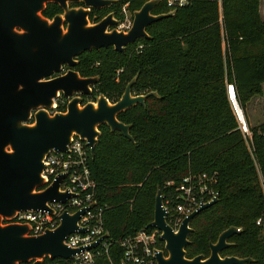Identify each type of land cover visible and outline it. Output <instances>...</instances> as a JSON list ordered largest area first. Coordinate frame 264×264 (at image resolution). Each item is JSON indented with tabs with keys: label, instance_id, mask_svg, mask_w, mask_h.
I'll list each match as a JSON object with an SVG mask.
<instances>
[{
	"label": "trees",
	"instance_id": "obj_1",
	"mask_svg": "<svg viewBox=\"0 0 264 264\" xmlns=\"http://www.w3.org/2000/svg\"><path fill=\"white\" fill-rule=\"evenodd\" d=\"M146 1L117 0L91 10L89 22L96 24L109 14L120 24L127 14L131 22ZM258 6L259 0H220L219 6L218 0H190L171 17L148 25L150 40H137L124 53L107 48L76 58L73 71L97 78L83 104L99 95L116 103L132 79V96L157 95L117 116L129 125L131 140L105 125L98 128L89 170L109 246L106 253L97 249L95 264H122V249L115 242L139 230L153 231L148 224L157 188L164 203L173 193L166 183L201 174L215 175L217 202L189 222L185 258H207L208 245L233 227L239 233L229 238L230 246L219 257L264 264V226L255 225L264 213V121L246 125L245 138L225 95V85L232 84L242 112L262 95L264 23ZM167 12L161 0L150 14ZM61 14L57 5L48 4L42 16L51 20ZM66 105L60 97L53 112H65ZM157 245L162 250V243ZM43 264L67 261L45 259Z\"/></svg>",
	"mask_w": 264,
	"mask_h": 264
},
{
	"label": "water",
	"instance_id": "obj_2",
	"mask_svg": "<svg viewBox=\"0 0 264 264\" xmlns=\"http://www.w3.org/2000/svg\"><path fill=\"white\" fill-rule=\"evenodd\" d=\"M160 1L143 3L132 13L128 30L123 31L118 29L120 22L113 14L96 24L89 22L91 10L108 8L114 0H0V264H43L45 259L69 261L81 251L95 247L92 244L71 249L65 245L69 235L85 233L86 229L78 226L85 210L62 213L54 230L37 236L30 235L28 225L12 220L17 213L28 211L53 215L47 203H65L71 196L59 190L63 176L44 188L42 175L49 153L66 152L71 140L77 137L93 157L100 136L98 128L102 125L131 140L129 125L119 122L117 116L133 106L143 107L144 100L156 98V93L132 96V79L116 103L99 95L94 102L83 104V97L92 94L97 78H82L72 68L76 58L85 52L113 48L124 53L135 41L150 40L145 28L174 13L151 15V9ZM48 4L57 5L62 14L51 20L44 18L42 13ZM77 4L82 6L69 8ZM63 67L68 70L63 72ZM60 97L67 100L66 110L53 112ZM162 200L157 188L152 221L148 224L158 233V241L163 245L154 254L155 264L251 262L249 258L219 257V252L230 246L226 240L239 233L233 227L221 232L208 245L207 258L201 255L185 258L184 249L191 232L189 222L200 211L214 205L217 196L190 213L175 231L166 223ZM108 238L107 233L102 237Z\"/></svg>",
	"mask_w": 264,
	"mask_h": 264
},
{
	"label": "built area",
	"instance_id": "obj_3",
	"mask_svg": "<svg viewBox=\"0 0 264 264\" xmlns=\"http://www.w3.org/2000/svg\"><path fill=\"white\" fill-rule=\"evenodd\" d=\"M189 3L190 0H164V6L168 12L181 9ZM219 3L220 0H218V6ZM130 23L128 15L125 14V20L118 28L128 30ZM225 95L239 131L242 135L248 136L245 120L236 102L232 84L225 85ZM55 110L56 103L52 111ZM89 156V148L77 137L71 140L66 152L49 153L44 161L45 168L42 175L45 180L44 188L52 185L59 176H63L59 190L71 196L66 199L65 203L55 201L47 203L53 215L47 212L28 211L17 213L12 220L13 223L28 225L30 235L37 236L46 230H54L60 223L62 213L74 214L85 210L78 221L79 228L86 229L85 233L75 232L69 235L65 239V245L71 249L85 248L92 244H95V247L76 254L67 261V264H95L97 249L102 247L106 253L109 246L108 239H102L105 234L102 223L103 209L99 208L94 200L95 183L90 176ZM215 185L214 174L188 175L175 185L170 182L166 183L164 186H172L173 192L163 203L166 223L169 227L175 231L190 213L214 199L217 195ZM92 204L95 206L88 209ZM255 225L264 226V213ZM157 242H159L158 233L153 229V231L139 230L115 244L122 249V264H155L154 254L161 251Z\"/></svg>",
	"mask_w": 264,
	"mask_h": 264
},
{
	"label": "rangeland",
	"instance_id": "obj_4",
	"mask_svg": "<svg viewBox=\"0 0 264 264\" xmlns=\"http://www.w3.org/2000/svg\"><path fill=\"white\" fill-rule=\"evenodd\" d=\"M258 12L262 22L264 23V0H259ZM262 91L263 92L260 97L254 98L246 105L244 109L245 112H242L240 109L245 120V124L251 127L259 125L264 121V86ZM245 138H249V133L248 136H245Z\"/></svg>",
	"mask_w": 264,
	"mask_h": 264
},
{
	"label": "flooded vegetation",
	"instance_id": "obj_5",
	"mask_svg": "<svg viewBox=\"0 0 264 264\" xmlns=\"http://www.w3.org/2000/svg\"><path fill=\"white\" fill-rule=\"evenodd\" d=\"M114 1H117V0H114ZM114 4H116V2H115ZM114 4H112V5H114ZM80 6H81V4H77V5H74V6H70V5H69V8H70V7L78 8V7H80ZM126 31H127V30H126ZM72 69H73V68H72ZM67 70H68V68L63 67V72H65V71H67ZM229 238H230V237H229ZM229 238L226 240V243L230 245V243H228ZM220 252H221V251H220ZM220 252H219V253H220ZM164 256H165V254H164Z\"/></svg>",
	"mask_w": 264,
	"mask_h": 264
}]
</instances>
